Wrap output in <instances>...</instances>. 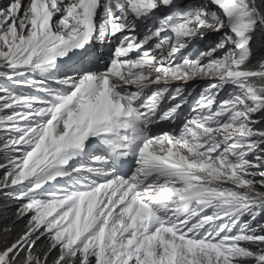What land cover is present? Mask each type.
I'll use <instances>...</instances> for the list:
<instances>
[{"label": "snow or ice", "instance_id": "snow-or-ice-1", "mask_svg": "<svg viewBox=\"0 0 264 264\" xmlns=\"http://www.w3.org/2000/svg\"><path fill=\"white\" fill-rule=\"evenodd\" d=\"M0 194V264H264V0L0 4Z\"/></svg>", "mask_w": 264, "mask_h": 264}, {"label": "trees", "instance_id": "trees-1", "mask_svg": "<svg viewBox=\"0 0 264 264\" xmlns=\"http://www.w3.org/2000/svg\"><path fill=\"white\" fill-rule=\"evenodd\" d=\"M257 56L260 55V45L257 43L255 45ZM15 208V202L8 196L0 194V215L7 214L10 215L11 211Z\"/></svg>", "mask_w": 264, "mask_h": 264}, {"label": "rangeland", "instance_id": "rangeland-1", "mask_svg": "<svg viewBox=\"0 0 264 264\" xmlns=\"http://www.w3.org/2000/svg\"><path fill=\"white\" fill-rule=\"evenodd\" d=\"M6 3V0H0V4Z\"/></svg>", "mask_w": 264, "mask_h": 264}]
</instances>
